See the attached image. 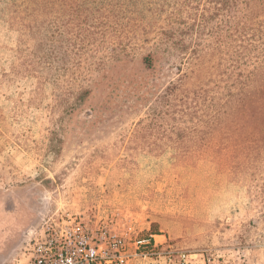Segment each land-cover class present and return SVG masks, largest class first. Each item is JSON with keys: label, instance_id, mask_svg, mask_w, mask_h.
Here are the masks:
<instances>
[{"label": "rangeland", "instance_id": "rangeland-1", "mask_svg": "<svg viewBox=\"0 0 264 264\" xmlns=\"http://www.w3.org/2000/svg\"><path fill=\"white\" fill-rule=\"evenodd\" d=\"M233 3L0 0V264L58 207L212 264H264V144L139 137L188 119L170 91L186 74L228 89Z\"/></svg>", "mask_w": 264, "mask_h": 264}, {"label": "trees", "instance_id": "trees-1", "mask_svg": "<svg viewBox=\"0 0 264 264\" xmlns=\"http://www.w3.org/2000/svg\"><path fill=\"white\" fill-rule=\"evenodd\" d=\"M232 72L228 89L197 83L184 85L189 74L172 84L170 91L185 92L181 116L183 124H171L170 129L156 125L143 126L140 138H147L145 128L155 129L156 138L191 143L196 138L218 136L227 147L235 150H255L264 144V0H234ZM233 86V90L231 87ZM191 93V95H189ZM174 109L173 112H176ZM177 119H175L176 121ZM187 141V142H183ZM157 145L129 147L130 150L157 151ZM258 154H260L258 152Z\"/></svg>", "mask_w": 264, "mask_h": 264}, {"label": "built area", "instance_id": "built-area-1", "mask_svg": "<svg viewBox=\"0 0 264 264\" xmlns=\"http://www.w3.org/2000/svg\"><path fill=\"white\" fill-rule=\"evenodd\" d=\"M112 225L58 207L25 230L26 256L13 264H212L205 249H177Z\"/></svg>", "mask_w": 264, "mask_h": 264}]
</instances>
